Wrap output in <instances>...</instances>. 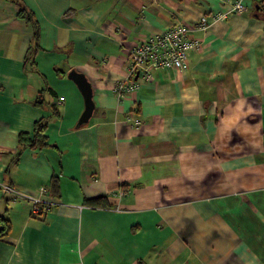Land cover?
I'll use <instances>...</instances> for the list:
<instances>
[{
  "label": "crops",
  "instance_id": "0c3cea01",
  "mask_svg": "<svg viewBox=\"0 0 264 264\" xmlns=\"http://www.w3.org/2000/svg\"><path fill=\"white\" fill-rule=\"evenodd\" d=\"M246 2L214 20L223 0H0V264H264V4ZM177 23L201 49L118 101L130 48ZM70 70L92 87L80 126Z\"/></svg>",
  "mask_w": 264,
  "mask_h": 264
},
{
  "label": "built area",
  "instance_id": "2783aa9c",
  "mask_svg": "<svg viewBox=\"0 0 264 264\" xmlns=\"http://www.w3.org/2000/svg\"><path fill=\"white\" fill-rule=\"evenodd\" d=\"M260 2L264 4V0ZM223 4L226 10L214 16V20L223 19L227 14H240L248 7L246 0H223ZM196 26L198 29L205 30L209 26V21L202 19ZM190 33L188 25L177 23L153 33L132 46L128 52L127 77L117 81L112 87L117 100H123L127 93L138 88V83L134 79L135 74H139L143 80H150L151 71L154 68H185L189 52L201 49V41ZM38 202L37 199L33 200L32 213H37Z\"/></svg>",
  "mask_w": 264,
  "mask_h": 264
},
{
  "label": "trees",
  "instance_id": "16d2710c",
  "mask_svg": "<svg viewBox=\"0 0 264 264\" xmlns=\"http://www.w3.org/2000/svg\"><path fill=\"white\" fill-rule=\"evenodd\" d=\"M13 1H18V0H13ZM18 18L24 20L27 23H30L32 28H33V41L36 40L37 38V34H38V29H37V25H36V21L33 20V16L30 13V11L28 9H26L25 6H23L22 4H20V10L17 14ZM36 44L34 47H32V49H30V51L28 52V56L26 57V62L28 61L30 63V65L32 66L34 64V52L36 51ZM41 93V92H40ZM41 97V96H40ZM36 101H40V99L38 98ZM41 102H38L36 104H39ZM53 111L55 112V110L53 109ZM46 127V121H37L34 124V134L33 137L30 139L28 138L27 133H20L19 134V141L20 143L22 142V144H24V146L28 147V146H36V143L38 146H44L45 145V135L44 133V129ZM35 138V139H34ZM38 138V139H36ZM54 187L56 188V185H54ZM88 204H92L91 201H87ZM39 211L36 215H41L46 213L47 210V206L44 203H39ZM9 230V224L7 222V220H3L1 227H0V238H2L3 236H5L7 234V231Z\"/></svg>",
  "mask_w": 264,
  "mask_h": 264
},
{
  "label": "water",
  "instance_id": "95a60500",
  "mask_svg": "<svg viewBox=\"0 0 264 264\" xmlns=\"http://www.w3.org/2000/svg\"><path fill=\"white\" fill-rule=\"evenodd\" d=\"M67 77L77 86L84 101V110L77 123V125L80 126L88 122L94 109V103L92 100V87L83 73L70 70L67 73Z\"/></svg>",
  "mask_w": 264,
  "mask_h": 264
},
{
  "label": "bare ground",
  "instance_id": "6f19581e",
  "mask_svg": "<svg viewBox=\"0 0 264 264\" xmlns=\"http://www.w3.org/2000/svg\"><path fill=\"white\" fill-rule=\"evenodd\" d=\"M259 1H260V0H259ZM260 4L262 5L263 3L260 2ZM240 14H241V13H240ZM223 19H225V18H223ZM218 20H220V19H218ZM199 21H200V20H199ZM199 21H197V22L195 23V25L193 26L195 29H198L197 26H196V24H197ZM210 23H211V22L209 21V26H210ZM209 26H208V27H209ZM193 27H192V28H193ZM208 27H207V28H208ZM189 28H190V27H189ZM192 28H190V30H192ZM207 28H206V29H207ZM206 29H205V30H206ZM201 30H202V29H201ZM190 34H191V33H190ZM201 47H202V43H201ZM131 48H132V47H131ZM131 48H130V49H131ZM189 53H190V52H189ZM170 69H171V68H170ZM138 76H139V74H135L134 79L137 80V77H138ZM137 83H138V82H137ZM138 86H139V84H138ZM61 98H62V97H61ZM59 100H60V99H59ZM60 101H63V98H62V100H60ZM135 122H138V121H135ZM138 123H139V122H138ZM42 191H45V189L42 188ZM37 200H38V199H37ZM40 202H41V203H44V204L47 206V209H49V207L52 205V202H50V201H39V202H38V205H39ZM38 211H39V206H38ZM38 211H37V213H38ZM37 213H32V212H31L32 215H33V214L36 215Z\"/></svg>",
  "mask_w": 264,
  "mask_h": 264
},
{
  "label": "rangeland",
  "instance_id": "374dc122",
  "mask_svg": "<svg viewBox=\"0 0 264 264\" xmlns=\"http://www.w3.org/2000/svg\"><path fill=\"white\" fill-rule=\"evenodd\" d=\"M75 85V84H74ZM76 86V85H75ZM76 88H77V86H76ZM78 89V88H77Z\"/></svg>",
  "mask_w": 264,
  "mask_h": 264
}]
</instances>
